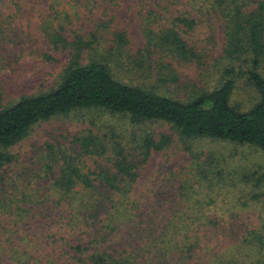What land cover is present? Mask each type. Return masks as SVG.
I'll use <instances>...</instances> for the list:
<instances>
[{"label": "trees", "instance_id": "obj_1", "mask_svg": "<svg viewBox=\"0 0 264 264\" xmlns=\"http://www.w3.org/2000/svg\"><path fill=\"white\" fill-rule=\"evenodd\" d=\"M28 1L0 0V22L22 17ZM191 1L201 14L223 25L224 45L213 66L219 74L215 82H209L208 68L199 84L179 96L169 90L173 61L204 68L206 54L185 37L197 31L198 18L190 11L168 15L170 8L159 5L161 12L150 9L143 18L148 56L140 63L125 52L126 35L111 30L109 22L100 37L90 39L76 37L71 42L49 34L52 50H68L71 57L56 83L16 102H4L0 92V259L58 264L63 252L71 255L67 264H169L176 228H192L188 219L193 225L200 222L194 215L204 210L207 200L190 179L183 180L177 200L158 222L161 207L144 211L141 201L131 197L152 151L168 147L172 139L155 131L153 124L170 127L186 146L191 140L211 139L251 146L264 154V0ZM53 11L55 17L44 20L69 17L67 11ZM0 35L10 38L6 31L0 30ZM6 59L0 58V66ZM156 76L152 88L147 79ZM139 78L147 80L145 86L134 84ZM239 94L250 98L248 108L234 103ZM74 112H92L99 119L128 118L135 129L126 136L111 126L103 128V135L87 130L70 147L49 146L40 161L32 159L38 169L32 164L23 175L10 173L19 161L12 150L35 126ZM85 158H94V165ZM192 159L197 169L193 178L201 189L208 172H216L221 163L210 170L207 163ZM248 180L245 176L244 182ZM175 207L182 214L177 223Z\"/></svg>", "mask_w": 264, "mask_h": 264}, {"label": "rangeland", "instance_id": "obj_2", "mask_svg": "<svg viewBox=\"0 0 264 264\" xmlns=\"http://www.w3.org/2000/svg\"><path fill=\"white\" fill-rule=\"evenodd\" d=\"M88 1L29 0L22 17L0 22V30L6 31L7 37H10L4 40L0 35V58H7L4 65L0 66V92L4 102H16L24 95L46 91L50 85L56 83L61 72L68 66L70 51H53L49 34H60L71 42L76 37H100L105 24L109 22L111 30L126 35L128 43L124 50L132 57L131 60L134 58L140 63L141 59L148 56L144 33L147 20L143 18L150 9L161 12L159 5L170 8L168 15L190 11L198 18L197 31L186 33L185 37L191 47L195 46V49L206 54L203 59L204 68L196 63L173 61L175 74L174 80L169 83V90L179 96L194 83L199 84L207 75L203 69L212 68L209 82H215L219 78L213 66L214 59L221 55L224 45L223 25L218 19L201 14L191 4V0H167L166 4V0ZM53 7L67 11V20H44L49 16L55 17ZM160 24H165V21ZM105 34L109 36V32ZM9 48L14 50L10 52ZM32 50H38L39 53ZM202 52L198 53L203 55ZM153 59L151 63L155 68L157 60L155 57ZM160 62L162 64V60ZM168 62V58H165L164 65ZM147 65L146 61V68ZM156 79L157 76L147 79L150 87L154 86ZM147 80L134 79V84L145 86ZM249 100L248 96L239 94L234 103L248 108ZM93 121L97 123L96 126L91 124ZM107 126L124 136L130 135L135 129L128 118L103 116L99 119L92 112H74L70 116L56 117L41 123L32 129L31 135L23 143L12 150L18 154L19 161L11 167L10 173L23 175L25 170L33 169V166L38 169L33 160L40 161L39 155L46 154L49 146L70 147L75 137L82 132L93 130L96 134L103 135ZM150 127L172 139L168 147L152 151L135 189L130 194L131 197L141 201L144 211L159 210L161 207L158 222L164 217L166 208H171L172 202L177 200V189L183 180L190 179L198 188L200 196L207 200L204 210L194 215L201 218L200 222L193 225L191 219H188L187 222L192 224V228H176L177 235L172 243L173 251H170L168 257L169 264H264L263 152L251 146L211 139L191 140L190 146H186L170 127L160 124ZM192 158L207 163L210 170V166L221 163L214 173L206 169L209 171V180L204 181L201 189L198 180L193 178L197 169L194 168ZM85 159H88L89 166L94 165V158ZM216 159L220 160L215 162ZM28 175L30 173L26 176ZM245 176L249 179L248 183L244 182ZM169 179L174 180L175 184H168ZM175 211L177 214L174 221L177 223L182 214L177 207ZM74 242L77 243V240ZM161 247L165 248V245ZM70 258L71 255H63L62 252L57 257V262L67 264ZM0 264L12 263L0 259Z\"/></svg>", "mask_w": 264, "mask_h": 264}]
</instances>
